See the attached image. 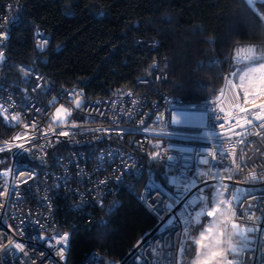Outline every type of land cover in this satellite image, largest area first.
Wrapping results in <instances>:
<instances>
[{
    "label": "built area",
    "instance_id": "built-area-1",
    "mask_svg": "<svg viewBox=\"0 0 264 264\" xmlns=\"http://www.w3.org/2000/svg\"><path fill=\"white\" fill-rule=\"evenodd\" d=\"M23 10V0H0V18H3L0 31L7 32V39L10 26L19 20ZM38 33L37 41L48 43L46 32L39 30ZM7 39L0 44V50ZM139 44L154 49L160 47L156 40L145 38L140 39ZM248 47H252L257 56L264 53V50L259 53L255 45H240L234 51L236 61L249 62L243 59L247 53L237 55L238 49ZM5 61L4 54L0 60V80ZM169 66L166 60L152 63L151 70L157 85L161 86L168 80ZM19 69L24 70L21 71L24 76L22 83L17 86L1 85L0 88V105L9 109L8 121L1 116L0 147L4 146L5 140L23 135L25 131L36 137L32 141L36 146L26 144L30 151H25L18 149L14 143L11 151L0 153V160L3 161L0 170H11L7 177L0 175V191L8 189L7 194L0 196V264H67L74 228H91L96 223L108 222V203L121 191H135L145 179L146 157L153 151V145L159 143L163 146L158 149L162 155L179 156L175 149H187L184 155L190 159L185 167L197 169L203 167L198 166L197 158L206 150L214 147L229 150L235 140L245 138L234 137L233 141L219 139L220 130L214 119L217 105L226 112L232 111L233 117L238 115L233 110L237 92L232 88L233 71L222 75L223 95L220 91L215 98L188 103L160 88L151 93L128 91L107 97H90L85 89L74 83L68 87H55L35 68L20 66ZM68 93L74 95L69 96ZM75 99L82 102L80 108L75 107ZM238 102L242 104L240 96ZM60 105L71 109V115L63 125L57 126L52 116ZM13 114L19 115V123L11 121ZM157 114H163L164 120H157ZM172 115L181 117L182 122L172 124ZM33 122L35 128L24 129V124L31 125ZM72 123L77 127L71 128ZM256 123L244 130L237 129L251 133L246 135L251 143L235 144L237 163H241L240 150L244 149L243 170L235 168L230 153L222 162L230 168V172L224 173L223 168L219 170L220 175L232 177L219 181L230 185V193H235L236 188L241 190L238 195L242 208L234 206L237 212L234 219L242 227L253 228V232L247 234L249 247L239 254L240 264H264V180L259 179L264 175L261 171L264 168V129H258ZM49 125L56 128V133L45 137L42 133ZM60 131H69L70 134L67 137L58 136ZM258 131L261 135H256ZM167 148L171 152L164 153ZM156 160L166 167L168 184L153 180L145 182L138 191L139 201L157 218L155 227L122 260L114 261L94 251L85 264H181L183 221L173 224H163V221L171 211L169 205L172 202L179 205L184 200L188 173L185 167H175L174 162L170 167L164 159ZM253 169L258 178L246 181L245 177ZM101 180L107 183L100 185ZM227 197L228 193L223 203H227ZM249 205H252L251 212L254 213L251 221L247 216L240 215ZM204 219L215 220L216 217L208 218L205 214ZM65 233L69 234V241L62 258L59 249L63 245L57 244L56 238ZM9 241L13 243L9 244ZM15 243L23 244L24 251L16 249ZM233 243L240 247L244 244L239 237ZM226 247L225 244L224 249ZM195 259L194 255L193 264Z\"/></svg>",
    "mask_w": 264,
    "mask_h": 264
},
{
    "label": "trees",
    "instance_id": "trees-1",
    "mask_svg": "<svg viewBox=\"0 0 264 264\" xmlns=\"http://www.w3.org/2000/svg\"><path fill=\"white\" fill-rule=\"evenodd\" d=\"M258 1L23 0V14L2 47L6 61L0 88L20 85L19 67L27 66L55 87L74 83L90 97L160 88L188 103L215 98L222 75L239 68L238 46L264 50V4ZM39 30L47 34L45 50L38 47ZM142 38L160 47L139 44ZM155 60L170 64L161 86L151 70ZM146 165L147 177L136 190L121 191L108 203V222L74 228L67 264H84L94 251L120 261L155 227L157 218L139 201L138 191L148 177L165 184L166 167L148 155ZM197 235L192 233V239ZM194 255L183 251L181 264H193Z\"/></svg>",
    "mask_w": 264,
    "mask_h": 264
},
{
    "label": "snow or ice",
    "instance_id": "snow-or-ice-1",
    "mask_svg": "<svg viewBox=\"0 0 264 264\" xmlns=\"http://www.w3.org/2000/svg\"><path fill=\"white\" fill-rule=\"evenodd\" d=\"M249 4L252 3V0H246ZM3 18H0L2 21ZM6 23L7 21H3ZM2 27V23H0ZM7 32L0 31V44L7 39ZM39 35V33H38ZM47 41L43 43L38 42V47L43 50L44 45ZM241 53H247L243 56L244 60L249 61L247 66V71H243L239 75L240 83L232 84V88L241 90L243 92V102L242 104L239 101L240 92L237 91L233 99V110L238 113L236 117H233V112H226L223 107L219 105L216 106L218 111H214V119L217 122V126L220 130L218 138L221 140L227 139L233 141L234 137H245L233 142V146L229 150H218L213 148L211 150H206L202 156H199L198 166H203L202 168L192 169L190 167H185L188 164L189 157L185 156L188 150L184 148H177L175 151L180 153L179 156H174L172 154L162 155V152L158 149H161L163 146L159 143L153 145V151L147 153L148 158L151 160H156L157 158H162L169 163V166L175 167H185V171L188 173L187 184L184 188V200H182L179 205L176 202H172L169 205L171 209L168 217L163 221V224H173L180 223L183 221L182 237L183 241H187L188 244L184 245L182 241L181 251H184L185 254L191 258L194 253L196 256L194 264H240L239 254L243 251L244 248H248L250 241L248 240V235L253 232V228L247 226H241L234 218L237 216L235 210L236 205L242 208L241 197L238 193L241 191L236 188L235 193H230V185L228 183H220V180L231 179V175L222 176L220 175V169L223 168L224 173H229L230 168L226 167L222 162L227 159L229 153L232 156V164L235 165L237 170H243V155L244 149L242 148L240 160L241 163L236 161V147L235 144H249L251 141L246 139V135H250V132L237 131V129L244 130L246 126H251L254 122H257L255 126L258 129H264V53H261L259 56L256 55L255 50L252 47L240 48L237 50V55ZM4 57V52L0 50V60ZM257 65V66H253ZM155 67V65H153ZM21 71H24L21 69ZM25 75L27 73L25 72ZM231 83V82H229ZM69 96H73L74 93H68ZM131 95V93H129ZM223 95V90L221 91ZM135 103V101H133ZM76 108L81 107V101L79 99L74 100ZM210 110H213L210 106ZM9 111L8 108L0 105V116L3 117L4 121L9 120ZM71 115V109L65 108L63 105L56 107L55 113L52 116V120L57 123V126L63 125L68 116ZM225 116L228 117L225 119ZM157 120H164L163 114H157ZM171 123L179 125L181 117L172 115ZM11 121L17 123L20 122L19 115H11ZM143 123V121L141 122ZM24 129L35 128L36 124L33 122L31 125L24 124ZM75 123L71 124V128H76ZM107 131V130H105ZM145 131H150L145 129ZM49 133H56V128L52 125H49L42 135L47 136ZM69 131H60L58 136L67 137L69 136ZM256 135H261L258 131ZM36 137L30 136L27 131L23 135H17L11 140H5L4 146L0 147V153L4 151H11L12 145L15 143V146L18 149L30 151L25 147L26 144H32V141ZM17 141H23L17 143ZM35 147V144H32ZM43 148V145H41ZM171 152L170 148L164 149V153ZM219 155V160H218ZM181 161L183 163L181 164ZM0 163H3L0 160ZM11 170H0V175L7 177ZM264 172V168L261 169ZM32 177H29L31 179ZM257 172L255 169L250 171L245 177V180H256ZM259 179L264 180V175H261ZM210 180L215 182H209ZM23 183H27V180H23ZM106 180L99 181L100 185H105ZM175 183V180L173 181ZM234 187V186H233ZM223 189V190H222ZM8 193V189L4 188L0 191V196H3ZM228 193L227 203L225 201V194ZM219 205V207H217ZM252 205L248 206L247 210L241 211L240 215L247 216V219L251 221L253 219L254 213L251 212ZM208 218L216 217L215 220H205L204 216ZM205 225H208L205 227ZM167 231V229H165ZM198 232L199 239H192V233ZM237 237L244 242L243 247L238 246L233 243L234 239ZM69 241V234L65 233L63 236L56 238V243L63 245L59 249V254L63 258L64 251L67 247ZM208 241V243H205ZM230 245L228 247L227 253L222 255V250L224 245ZM9 244H12L13 241H9ZM14 247L19 249L21 252L24 251V245L21 243H15Z\"/></svg>",
    "mask_w": 264,
    "mask_h": 264
},
{
    "label": "rangeland",
    "instance_id": "rangeland-1",
    "mask_svg": "<svg viewBox=\"0 0 264 264\" xmlns=\"http://www.w3.org/2000/svg\"><path fill=\"white\" fill-rule=\"evenodd\" d=\"M253 2V1H252ZM259 53H261V51L258 50ZM238 64H239V68L235 71H233V81H234V84H239L240 83V80H239V75L242 74L243 71H247V66L249 65V62L248 63H242V62H238L236 61ZM253 66H257V65H253ZM236 91H239L240 92V98L243 102V92L241 90H238L236 89ZM147 177V176H146ZM148 179V180H147ZM149 181H152L150 177L146 178V182H149ZM168 184V180L166 178V183L165 185Z\"/></svg>",
    "mask_w": 264,
    "mask_h": 264
},
{
    "label": "clouds",
    "instance_id": "clouds-1",
    "mask_svg": "<svg viewBox=\"0 0 264 264\" xmlns=\"http://www.w3.org/2000/svg\"><path fill=\"white\" fill-rule=\"evenodd\" d=\"M226 245H227V247H226V248L224 249V251L222 252V255L225 254V253L227 252L228 247L230 246V245L227 244V242H226Z\"/></svg>",
    "mask_w": 264,
    "mask_h": 264
},
{
    "label": "water",
    "instance_id": "water-1",
    "mask_svg": "<svg viewBox=\"0 0 264 264\" xmlns=\"http://www.w3.org/2000/svg\"><path fill=\"white\" fill-rule=\"evenodd\" d=\"M258 3H260V4H264V0H259ZM81 104H82V102H81ZM85 263H86V261L84 262V264H85Z\"/></svg>",
    "mask_w": 264,
    "mask_h": 264
},
{
    "label": "crops",
    "instance_id": "crops-1",
    "mask_svg": "<svg viewBox=\"0 0 264 264\" xmlns=\"http://www.w3.org/2000/svg\"><path fill=\"white\" fill-rule=\"evenodd\" d=\"M252 1H254V0H252Z\"/></svg>",
    "mask_w": 264,
    "mask_h": 264
}]
</instances>
